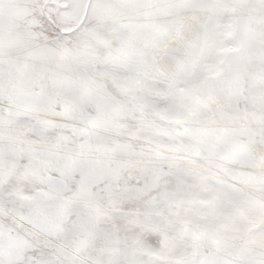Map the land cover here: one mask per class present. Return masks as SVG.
Returning <instances> with one entry per match:
<instances>
[{
	"label": "snow or ice",
	"instance_id": "snow-or-ice-1",
	"mask_svg": "<svg viewBox=\"0 0 264 264\" xmlns=\"http://www.w3.org/2000/svg\"><path fill=\"white\" fill-rule=\"evenodd\" d=\"M0 264H264V0H0Z\"/></svg>",
	"mask_w": 264,
	"mask_h": 264
}]
</instances>
